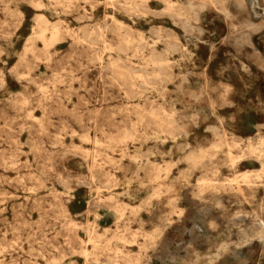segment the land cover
Instances as JSON below:
<instances>
[{"label": "rangeland", "instance_id": "1", "mask_svg": "<svg viewBox=\"0 0 264 264\" xmlns=\"http://www.w3.org/2000/svg\"><path fill=\"white\" fill-rule=\"evenodd\" d=\"M259 143L264 0H0V264H264Z\"/></svg>", "mask_w": 264, "mask_h": 264}, {"label": "bare ground", "instance_id": "2", "mask_svg": "<svg viewBox=\"0 0 264 264\" xmlns=\"http://www.w3.org/2000/svg\"><path fill=\"white\" fill-rule=\"evenodd\" d=\"M202 6V5H201ZM31 7V6H30ZM128 7V6H127ZM189 10V9H188ZM218 12V11H217ZM32 14V13H31ZM42 15V14H41ZM164 15V14H163ZM46 18V17H45ZM181 18V17H180ZM83 19V18H82ZM81 19H79V21H80ZM170 20V19H169ZM59 21H60V19H59ZM39 22H40V26H41V29H40V34H42L46 29H47V22L45 21V20H43L42 18H39ZM53 34H55L57 31H56V28H53ZM83 33V32H82ZM126 41V40H125ZM183 49V48H182ZM98 51V50H97ZM104 52V51H103ZM152 53V52H151ZM155 57V56H154ZM4 63V62H3ZM129 72V71H128ZM112 75V74H111ZM131 98V97H130ZM216 116V115H215ZM217 118V117H216ZM229 119V118H228ZM220 123V122H219ZM156 127V126H155ZM178 131V130H177ZM222 131V130H221ZM129 132V131H128ZM223 134V133H222ZM185 136V135H184ZM220 136V135H219ZM219 136H218V138H219ZM90 137V136H89ZM216 138H217V136H216ZM249 139V138H248ZM258 140H259V138H258ZM90 141V140H89ZM253 142V141H252ZM260 144V143H259ZM262 144V143H261ZM260 144V145H261ZM262 146V145H261ZM264 146V145H263ZM262 146V147H263ZM227 149H228V147H227ZM180 151V150H179ZM181 152H183V151H181ZM107 154V153H106ZM228 154V153H227ZM191 155V154H190ZM142 156H145L144 155V153H143V155ZM141 156V157H142ZM228 156V155H227ZM248 156H250V157H252V156H255L259 161H260V163H261V165H262V167L264 168V153L262 152V150H259L257 147H249L248 148ZM108 157V156H107ZM244 157H245V154H243V155H240L239 157H237L236 158V160H234L233 162L234 163H238V162H241V161H243V159H244ZM83 161V160H82ZM84 162V161H83ZM232 167V166H231ZM230 167V168H231ZM87 170V169H86ZM91 174V173H90ZM81 177V176H80ZM95 177H97V176H95ZM248 174H243V179L246 181L247 179H248ZM68 178V177H67ZM81 181V180H80ZM213 183V182H212ZM233 183V182H232ZM197 184V183H196ZM84 186V185H83ZM104 187H106V186H104ZM109 187V186H108ZM237 187V186H236ZM238 188V187H237ZM38 191V190H37ZM240 191H238V193H239ZM110 193V192H109ZM159 193V192H158ZM242 194V193H241ZM18 195V194H17ZM89 203V202H88ZM87 203V204H88ZM102 204H100V206H101ZM110 205V204H109ZM107 206V205H106ZM108 207V206H107ZM229 236V235H228ZM171 259H173V258H171ZM171 259H170V261H171ZM75 262V261H74Z\"/></svg>", "mask_w": 264, "mask_h": 264}]
</instances>
